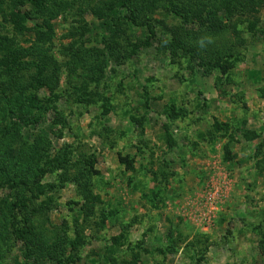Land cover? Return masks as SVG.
Wrapping results in <instances>:
<instances>
[{"label": "rangeland", "instance_id": "374dc122", "mask_svg": "<svg viewBox=\"0 0 264 264\" xmlns=\"http://www.w3.org/2000/svg\"><path fill=\"white\" fill-rule=\"evenodd\" d=\"M42 5L0 0V264H264V0Z\"/></svg>", "mask_w": 264, "mask_h": 264}, {"label": "trees", "instance_id": "16d2710c", "mask_svg": "<svg viewBox=\"0 0 264 264\" xmlns=\"http://www.w3.org/2000/svg\"><path fill=\"white\" fill-rule=\"evenodd\" d=\"M29 2V4L34 8V9H39L40 11H42L43 9V3H44V0H27ZM122 1V4L123 6H127V5H131L132 1L133 0H121ZM175 8V7H174ZM177 8V7H176ZM227 10V8H226ZM194 18L196 19H200V15L198 14H195L194 15ZM29 19V14H23L22 17H21V21L25 24L26 21ZM186 23V22H185ZM23 24V25H24ZM201 27H205V29H200V30H205L204 34H213V30L215 28V26H212L211 24L209 26L206 27V24H204L203 22H200L199 23ZM47 31L48 29L50 28V25L47 24ZM21 29L22 31H26L27 28L24 26V27H21L19 28ZM147 29H148V38H153L155 36V33L153 32V29L150 27V26H147ZM203 31H199V32H195V34H198V33H201ZM262 33V36L264 37V30L261 32ZM184 38L182 39H175L173 42H172V47L173 48H180L185 54H187L191 59H201V57H199L201 51L199 50V46L198 44H193L191 42H188V38L189 37H194V32H190V31H184ZM151 43L147 40L144 45L145 46H149ZM2 48V52H6L8 55L10 56H14V49L13 47H9V45H3ZM133 50H136L137 47L134 46L132 47ZM6 54V55H7ZM7 57V56H6ZM7 65V72L8 71H12L13 70V67H15L16 65L12 64V66H8L9 63H6ZM23 65H28L27 63H23ZM214 67H221L220 63L218 62H215V65ZM2 69V66L0 65V72H1ZM11 188L13 191L16 192V199L14 200V204L17 205L19 208H26V203H25V200H24V195H23V191H27V192H30L31 191V185H30V182H28L27 180H25V178H22L20 177L19 180L15 181V179H13V181L10 183V181L8 180L6 182ZM27 230L28 229H25L23 231H20L22 234V236H27ZM21 238H24L22 237ZM58 264H62V262H59Z\"/></svg>", "mask_w": 264, "mask_h": 264}, {"label": "clouds", "instance_id": "9594fccd", "mask_svg": "<svg viewBox=\"0 0 264 264\" xmlns=\"http://www.w3.org/2000/svg\"><path fill=\"white\" fill-rule=\"evenodd\" d=\"M213 38L211 36H203L201 39L198 41V46L200 49H205L207 48L208 45L212 44Z\"/></svg>", "mask_w": 264, "mask_h": 264}]
</instances>
